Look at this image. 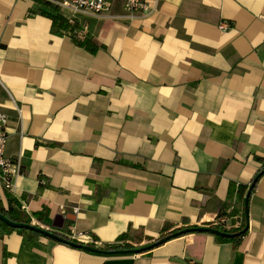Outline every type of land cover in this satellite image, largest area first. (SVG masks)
Listing matches in <instances>:
<instances>
[{"label": "crops", "instance_id": "crops-1", "mask_svg": "<svg viewBox=\"0 0 264 264\" xmlns=\"http://www.w3.org/2000/svg\"><path fill=\"white\" fill-rule=\"evenodd\" d=\"M108 1L106 15L70 19L105 47L90 53L35 0H0L5 156L20 168L0 205L10 196L32 222L46 207L42 227L98 246L218 217L239 231L238 187L264 169V0H146L141 16ZM0 264H264V174L236 245L198 232L107 255L12 231Z\"/></svg>", "mask_w": 264, "mask_h": 264}, {"label": "trees", "instance_id": "trees-1", "mask_svg": "<svg viewBox=\"0 0 264 264\" xmlns=\"http://www.w3.org/2000/svg\"><path fill=\"white\" fill-rule=\"evenodd\" d=\"M35 2L40 5V13L51 20L52 30L54 32H63L64 34L68 35L71 38V40L73 41V43L76 46L81 47L90 53H95L98 50L105 48L103 45L98 43V41L95 40L90 35H82L79 37L81 30H82L81 26L78 23H76L75 21H72V20L68 19L67 17H65L64 15H62L56 8L50 6L48 3H46L42 0H35ZM256 160L259 162H264L260 158H256ZM261 176L262 175H260L259 177H261ZM259 177H258V179H259ZM246 190H247L246 186H239L238 187L239 198L241 200H243L244 193ZM8 197H9V205L6 208H4L3 206L0 205V214H2L5 218H7L13 222L31 224L32 223L31 218L28 217V215L25 213V211H23L20 204L15 199L11 198L10 196H8ZM47 215H48V210L46 207H44L41 211L34 213L33 218H35L36 221L41 223V224H46V222L48 221ZM211 226L213 228L219 229L221 231L231 233L230 230L226 231L218 225H211ZM186 227H190V226L185 222L179 228H176L170 232L182 230ZM243 227H244V223L242 224V226L238 230L242 229ZM12 231L24 232L25 230L24 229H13V228L9 227L8 225H6L0 221V233H9ZM170 232H166V228H164L161 231L160 237H163ZM28 234L30 236H38L39 235L38 233H35L32 231H28ZM183 235H185V234H183ZM183 235H180V236H183ZM243 235L233 237V238H225V237H220L217 235H215V237L220 242H231L234 245H236L239 243V240ZM61 236L63 238L67 239L66 236H64V235H61ZM118 242H123V244L122 245H115V244H113V245H100V246H95V247L100 248L102 250H106V251L118 250V249H131V248L137 247V246H133V245L127 243L125 236L121 237V239Z\"/></svg>", "mask_w": 264, "mask_h": 264}, {"label": "built area", "instance_id": "built-area-1", "mask_svg": "<svg viewBox=\"0 0 264 264\" xmlns=\"http://www.w3.org/2000/svg\"><path fill=\"white\" fill-rule=\"evenodd\" d=\"M50 6L56 8L63 14H66L69 19L76 18L77 15H94L103 16L110 10V3L108 0H42ZM146 0H125L124 9L128 14H137L138 16L146 15L154 10ZM230 23L222 22L219 25L220 30H228ZM0 86L3 87L0 83ZM4 88V87H3ZM7 117L0 113V182L5 189L13 187V178L20 173L19 162H13L5 156V146L7 142L6 131ZM226 217H218L216 224L224 230L231 229L227 225ZM32 224L41 226L38 222L33 221ZM42 227V226H41ZM239 228V227H237ZM68 240L79 242L87 245L98 246L99 244L93 241L88 235L84 233H77L67 237ZM117 245H122L123 242H116Z\"/></svg>", "mask_w": 264, "mask_h": 264}, {"label": "water", "instance_id": "water-1", "mask_svg": "<svg viewBox=\"0 0 264 264\" xmlns=\"http://www.w3.org/2000/svg\"><path fill=\"white\" fill-rule=\"evenodd\" d=\"M264 174V169L260 170L259 173L252 179L251 184L243 198V207H244V215H245V224L244 227L242 229H240L239 231L236 232H225V231H221L219 229L213 228L211 226H190V227H186L182 230H178V231H174V232H170L167 235L160 237V238H156L153 241H151L149 244L147 245H143V246H137L131 249H118V250H110V251H106V250H102L100 248H96V247H92L90 245L87 244H82V243H78L75 241H71L68 239H65L61 236H59L58 234L54 233L53 231L45 228V227H41L38 225H34V224H27V223H17V222H13L7 218H5L2 214H0V221L3 222L4 224L8 225L9 227L13 228V229H24L27 231H32L35 233H38L44 237H47L53 241L59 242V243H63L66 245H69L71 247L74 248H78V249H82L88 252H93V253H98V254H107V255H123V254H137V253H141V252H145V251H149L175 237H178L180 235L183 234H189V233H198V232H206V233H211L220 237H225V238H233V237H237V236H241L243 235L248 228V200H249V196H250V192L253 188V186L255 185L256 181L258 180V177L260 175Z\"/></svg>", "mask_w": 264, "mask_h": 264}, {"label": "rangeland", "instance_id": "rangeland-1", "mask_svg": "<svg viewBox=\"0 0 264 264\" xmlns=\"http://www.w3.org/2000/svg\"><path fill=\"white\" fill-rule=\"evenodd\" d=\"M71 19H74L75 20V18H71ZM212 227V226H211ZM158 238H160V236L158 237ZM66 239V238H65ZM79 243V242H78ZM149 244V243H148ZM115 245H117V244H115ZM90 246H92V245H90ZM136 246H139V245H136ZM92 247H95V246H92ZM97 248V247H96Z\"/></svg>", "mask_w": 264, "mask_h": 264}]
</instances>
